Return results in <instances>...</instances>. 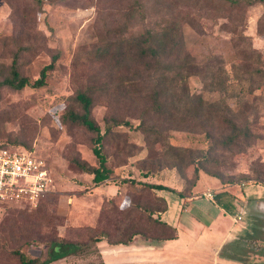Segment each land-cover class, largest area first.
<instances>
[{
    "label": "rangeland",
    "instance_id": "374dc122",
    "mask_svg": "<svg viewBox=\"0 0 264 264\" xmlns=\"http://www.w3.org/2000/svg\"><path fill=\"white\" fill-rule=\"evenodd\" d=\"M240 1L230 7L222 0H0V71L18 54L21 73L36 79L59 54L46 86L0 93V144L19 141L31 147L46 159L54 179L37 206L0 204V264H18L12 253L17 248L39 256L52 239L87 242L101 232L108 238L98 243V252L51 264L156 262L149 254L145 261L135 260L133 247L171 234L152 217L163 201L155 189L131 179L189 193L204 166L236 188L264 185L258 181L264 179V0ZM169 25L195 65L186 77L190 102L173 116L156 114L147 94L125 97L128 87H119L122 83L96 56L120 34ZM162 70L167 78L159 84L169 87L173 74ZM159 76L151 73L146 92L156 89ZM78 90L93 94L92 115L102 127L112 115L129 121L103 143L111 174L101 182L73 162L78 157L98 166L92 134L62 118L78 107ZM224 118L248 128L254 138L225 142L230 127ZM254 187L260 188L251 184L246 191ZM132 236L131 244L118 243ZM237 249L231 244L223 251Z\"/></svg>",
    "mask_w": 264,
    "mask_h": 264
},
{
    "label": "trees",
    "instance_id": "16d2710c",
    "mask_svg": "<svg viewBox=\"0 0 264 264\" xmlns=\"http://www.w3.org/2000/svg\"><path fill=\"white\" fill-rule=\"evenodd\" d=\"M39 1L41 2L42 0ZM222 1L230 7L238 6L241 3L240 0ZM257 1L258 0H256V2ZM262 1L263 0H260V2ZM183 46L184 41L177 35L175 26L169 25L157 32L146 31L138 35L131 34L128 36L120 34L117 39H113L109 44L98 48L96 56L99 57V61L104 62L106 67L110 69L109 72L114 74V78H117L118 81L122 83L119 84V87H121V85H124L126 88L128 87V91L126 90L124 93L127 95L125 97H130L131 99L134 97L133 99H135L137 98L135 95H138L143 98L142 95L147 94L148 97H151L154 106L153 110L156 114L161 115L164 113L173 116L175 110H178L183 104L187 105L190 102L188 100L186 77L188 73H193L192 71L195 65L190 63V55L183 52ZM182 54H184L183 58ZM58 55L59 54L56 53L52 56V61L42 68L39 77L36 79H31L21 73L18 54L15 55L10 65L0 71V93L3 88L22 90L27 86L33 88H42L46 86L49 73L54 69ZM165 63H167V66L163 68ZM162 69H164L166 73L173 74V77L170 78L172 80L169 87L164 86L163 82L159 84L164 77L167 78L166 75L163 74L164 72ZM153 71L155 73H160V79L155 83V85H157L156 89L152 92L150 91L151 93L149 94L145 90L150 86L146 81L150 79ZM109 86L110 83L103 85V87L107 88ZM227 86L230 88L233 87L231 83H227ZM92 95L93 94L87 90H78L76 94L78 107L67 109L62 118L65 122L78 125L92 134L93 142L95 143L93 150L99 159L98 166H91L78 157L73 158V162L78 169L93 174V180L95 182H101L109 178L111 174V169L106 165L107 156L102 152L103 143L108 139L114 138L115 128L117 126L124 124L128 125L129 121L112 115L105 118L104 126L102 127L92 115ZM199 109L200 108L197 107L194 110L196 112ZM211 116L212 112L209 111L207 117ZM224 121L226 125L230 127V133L224 138L225 142L233 143L242 137L246 140H252L254 138V134H252L248 128L239 127L232 118H224ZM144 131L146 132L147 130L144 129ZM2 147H20L32 150L31 147L19 141L2 143L0 144V148ZM201 170L209 175L217 177L224 185H229L233 182L223 180L220 174L214 173L204 166H201ZM148 175L149 174H145V176ZM198 178L199 175L190 190L196 184ZM130 181L132 183H140L143 189H169L178 191L181 196L187 194L184 188L176 190L165 183L136 181L135 179H131ZM258 181L264 183V179H258ZM161 200L163 201V207L158 209V212L165 211L167 208L166 201L164 199ZM152 217L158 226H162L171 231L170 235L154 236L153 239L156 242L176 237V228L162 220L160 214ZM133 236L126 241H119L118 243L129 245L134 239ZM106 237V233L101 232L100 234L92 235L87 242H75L62 238L52 239L47 242L46 249L39 256H29L18 248L12 250V253L18 257V264H51L52 262L68 256H77L94 251L98 252V243L105 240ZM109 243L112 242L109 241Z\"/></svg>",
    "mask_w": 264,
    "mask_h": 264
},
{
    "label": "crops",
    "instance_id": "0c3cea01",
    "mask_svg": "<svg viewBox=\"0 0 264 264\" xmlns=\"http://www.w3.org/2000/svg\"><path fill=\"white\" fill-rule=\"evenodd\" d=\"M251 184L260 188L246 191ZM209 190L212 199L204 196ZM155 192L167 203L166 210L159 212L161 219L175 227L177 235L149 245L135 244V260L145 261L149 254L157 261L148 264H264L263 184L236 188L202 171L185 196L169 189ZM243 206L245 213L237 220ZM231 244L237 251L224 252Z\"/></svg>",
    "mask_w": 264,
    "mask_h": 264
},
{
    "label": "built area",
    "instance_id": "2783aa9c",
    "mask_svg": "<svg viewBox=\"0 0 264 264\" xmlns=\"http://www.w3.org/2000/svg\"><path fill=\"white\" fill-rule=\"evenodd\" d=\"M54 179L49 164L42 156L20 147L0 148V204L21 207L37 206L52 190ZM212 199V191L204 192ZM243 206L237 215L242 219Z\"/></svg>",
    "mask_w": 264,
    "mask_h": 264
}]
</instances>
